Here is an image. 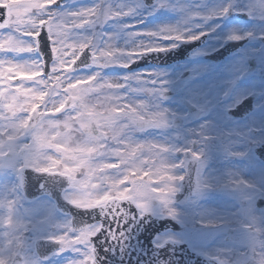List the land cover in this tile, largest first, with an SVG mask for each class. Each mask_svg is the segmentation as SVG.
<instances>
[{"label":"snow or ice","instance_id":"obj_1","mask_svg":"<svg viewBox=\"0 0 264 264\" xmlns=\"http://www.w3.org/2000/svg\"><path fill=\"white\" fill-rule=\"evenodd\" d=\"M230 8L0 0V264H102L98 234L123 253L145 226L168 234L154 264L206 250L209 264H264V47L206 58L264 45V0L245 5L256 31L205 27ZM161 10L175 19L138 28ZM134 16L144 19L116 23ZM197 42L204 56L176 69L127 71ZM61 201L101 221L74 226ZM47 244L56 249L41 256Z\"/></svg>","mask_w":264,"mask_h":264},{"label":"water","instance_id":"obj_2","mask_svg":"<svg viewBox=\"0 0 264 264\" xmlns=\"http://www.w3.org/2000/svg\"><path fill=\"white\" fill-rule=\"evenodd\" d=\"M193 48H196V45L183 51L169 53L167 56L161 55L159 60L153 58L149 61V64H171L173 62L183 60L187 58ZM138 65L140 66L141 63H138ZM182 192L187 193L188 189L184 188ZM60 203L63 206V212L71 216L74 226H85L101 221V217L99 215L94 216L92 212L79 211L74 207L67 205L64 201H61ZM94 211L98 212V210ZM178 229L179 226L177 225L174 231ZM163 232L164 231L161 230L159 234H157L156 230L151 226H145L141 228L140 231L134 233L130 242L124 248L123 253H121L120 248H117L115 253L111 251L105 252V248H112L115 247V245H112L105 238L104 233L101 232L93 240V243L97 245V258H103L102 264H154L155 253L157 250L153 247V245L155 244L156 236L162 234ZM55 249V245H42L39 249V253L41 256H50V254L53 253ZM165 252L166 249H160L161 256H163ZM177 255L183 256V251ZM184 259L186 264H209V258L198 253L191 255V258L185 256Z\"/></svg>","mask_w":264,"mask_h":264},{"label":"flooded vegetation","instance_id":"obj_3","mask_svg":"<svg viewBox=\"0 0 264 264\" xmlns=\"http://www.w3.org/2000/svg\"><path fill=\"white\" fill-rule=\"evenodd\" d=\"M256 5H259V0H251ZM252 4L250 0H225L224 6L231 5L229 14L227 17L223 19L221 22L220 20H212L207 22L205 24L206 28H210L216 24H222V27L225 30H232L236 34L244 35L248 31H256L259 28V22L257 20L251 19L249 17V14L247 10L245 9V5ZM202 23V22H201ZM199 31V29H197ZM217 31H220L218 29ZM196 51H192L189 58L192 57H198V56H204V53L200 51L199 49V42H197ZM261 47H264L262 45L261 41L259 40H253V39H245L243 41H240L239 43H229L225 45V48L221 49L220 52H212L210 56H207L206 58L213 63L220 62L226 59H232L235 56H238L240 54H248L252 52L254 49H260ZM189 58L187 60L176 62L170 66L167 67H175L177 68L178 65H182L186 62H188ZM246 105L250 106V101L246 102ZM244 114L243 109L238 110L237 112V119H239ZM210 256L211 254H207Z\"/></svg>","mask_w":264,"mask_h":264},{"label":"rangeland","instance_id":"obj_4","mask_svg":"<svg viewBox=\"0 0 264 264\" xmlns=\"http://www.w3.org/2000/svg\"><path fill=\"white\" fill-rule=\"evenodd\" d=\"M260 1V0H259ZM85 2H87V0H85ZM194 2L199 3L200 0H194ZM251 3H254L250 0ZM204 3L208 5L209 8L211 9H220L224 6L225 0H204ZM144 19L143 16H134V17H128V18H124L123 20L116 22L119 23L120 25H124V24H133L138 20H142ZM165 19H171L174 20L175 19V15L172 12L169 11H165V10H161L160 12H158L155 16H148L147 19L144 20L143 23H140L138 25L139 29H146V28H151L154 27L155 25H157L158 23H160L161 21L165 20ZM198 23H201L198 21ZM136 29H130L129 31H135ZM187 63V62H186ZM185 64V63H184ZM183 65V64H182ZM152 66L150 67H143V68H138V69H132V70H149ZM161 69H165L168 71H171L173 69H176L175 67H161ZM132 70H127L129 72H131ZM109 71H115V72H123L125 70L122 69H115V70H109ZM214 202V199H209L207 201H205V203L211 204ZM68 219H70L69 216L65 215ZM167 233L165 232L164 234L156 237L155 241L160 240L163 241L166 237H167ZM199 253H206V254H211L210 250H206V251H202ZM74 255L72 252H66L64 253V256H72ZM63 257L57 258L54 257L52 258L51 261H49V264H61Z\"/></svg>","mask_w":264,"mask_h":264}]
</instances>
